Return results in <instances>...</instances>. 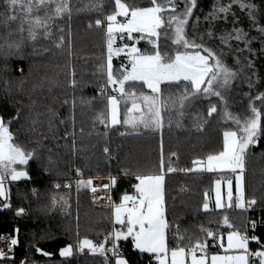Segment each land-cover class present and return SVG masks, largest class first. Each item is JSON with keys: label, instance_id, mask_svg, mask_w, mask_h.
Listing matches in <instances>:
<instances>
[{"label": "trees", "instance_id": "trees-1", "mask_svg": "<svg viewBox=\"0 0 264 264\" xmlns=\"http://www.w3.org/2000/svg\"><path fill=\"white\" fill-rule=\"evenodd\" d=\"M260 1L264 13V0ZM89 2L90 0H70V45L65 44L62 49H56L51 40L40 38L35 43V50L26 40L20 53L9 56L6 60L3 51H0V116L5 122L12 120L10 130L15 134L17 143L28 150L36 148L39 154V159L30 162L28 166L30 179L5 182L9 190L7 203L10 207L5 208L4 198L0 197V223L16 224V238L19 243L13 249L14 259L0 260V264H21L23 260L27 264H105L104 257L99 254L93 255L89 252L81 255L78 245L84 239L101 243L106 235L117 230V225L112 221L108 209L91 205L89 188L77 190L76 181L108 175L115 177L117 184L111 188V192L113 203L118 204L123 194L134 192L133 185L137 183L135 174L160 173L161 158L164 160L166 173L167 218L174 226L179 224L181 234L191 237V241H183L184 245L204 238V233L199 231L200 226L211 229L218 235L225 234L228 231L223 226L225 215L235 229L242 233L250 219L261 221L264 218V138L260 140L258 147L251 149L246 158L244 189L246 199L254 197L258 201L253 209L243 211L235 207L219 210L214 208L213 184L217 179H224L225 175L181 172L183 168H193V161L205 160L209 154H216L223 149V132L231 126V122L225 123L221 115L217 114L208 118L207 101H198L186 108L182 118L175 111L165 113L162 132L143 131L140 135L121 136L120 133L126 131L124 127L117 126L115 129L106 130L103 125H94L97 113L104 110L106 103L104 98L97 95L98 88L103 83L99 67L105 63L106 45L104 28H89L88 25H94L97 18L103 19L104 14L112 12L114 0H102L103 13L77 11ZM124 2L135 7L150 6V0ZM159 2L164 3L166 0ZM229 2L230 0H219L221 5ZM245 2L252 4L254 1ZM216 5L217 0H197V8L193 10V18L188 28L190 38L195 36L198 39L199 35L209 29L210 24L205 21V17ZM183 7V3L178 2L179 10H183ZM231 11L235 13L238 23L233 24L234 18L230 12L227 23L223 19L224 14H220L221 18L213 21L211 27L216 37L222 32L231 31L235 26L242 28L249 38H254L250 45L251 51L238 53L241 66L250 61L253 67H245L232 90L225 93L230 111L244 117L248 114L249 103L245 93L250 91L247 78L251 77L255 84L251 90L253 96L264 92V33L258 31L264 27V18L256 16L254 10L255 20L250 19L248 10H241L235 4ZM6 15L0 0V38L7 36L9 31L15 34L19 28V21L6 24ZM196 17L200 19L199 25H196ZM193 26L196 28L195 32ZM60 27L65 29L63 34L69 39L67 17L57 20L53 25V39H58L61 35L58 31ZM24 35L27 36V33ZM203 42L217 51L223 47L218 38L209 39L205 35ZM123 43L117 40V46H123ZM128 43L131 45L132 41ZM231 43L234 53L237 46L244 48L243 42ZM161 46L162 51L174 54L171 46L164 47L163 37ZM137 47L142 51H150V46L143 41ZM224 50L228 51L227 48ZM226 62L234 68L237 67L232 55L226 57ZM126 63L127 58L123 54L114 57V67L118 68ZM73 71L78 84L76 88L71 86ZM257 78L259 83H255ZM162 87L166 95L177 91L175 88ZM140 90L139 86L135 88L137 92ZM92 97L96 99L92 100ZM213 102H216L215 98ZM18 110L20 118L15 120L13 117ZM123 111L122 106V115ZM198 117L201 122L204 119L209 121L203 131H197L194 127ZM169 119L172 121L171 126L168 125ZM33 120L38 121L34 131ZM106 131L107 135H104ZM73 132L76 140L75 151L72 144ZM66 133L67 139L64 138ZM105 147L110 149L111 159L104 153ZM171 153L177 155L172 156ZM169 165L177 171L167 173ZM77 169L82 172V176L75 177ZM122 170H130L133 175L124 176ZM45 171L47 175H44ZM65 181L71 182L69 188L65 187ZM57 184L60 185L58 189L55 187ZM35 188L39 190L38 193L33 191ZM206 193L209 206L213 209L209 213L202 209ZM53 197L57 200L64 197L68 206L53 207ZM19 209H24V212L17 215ZM248 234H253L250 229ZM254 234L264 240V221L258 224ZM168 242L170 247L176 246L177 241L173 238L172 231L168 234ZM211 244L209 241L208 249H215L216 246ZM69 245L73 247V255L61 257L60 250ZM107 246L111 247V244ZM120 247H124L123 253L129 264H154L147 254L141 256L133 251L130 239L120 241ZM249 247L254 251L258 245L250 242ZM38 248L51 255H41L37 252Z\"/></svg>", "mask_w": 264, "mask_h": 264}, {"label": "snow or ice", "instance_id": "snow-or-ice-1", "mask_svg": "<svg viewBox=\"0 0 264 264\" xmlns=\"http://www.w3.org/2000/svg\"><path fill=\"white\" fill-rule=\"evenodd\" d=\"M178 2L183 3V10H179ZM2 3L7 13L6 24L19 21V28L15 34L9 31L7 36L0 38V51H3L5 60L9 56L18 55L26 40L33 45L34 50L35 43L40 38L51 40L56 49H62L65 44L70 45L72 18L70 0H2ZM233 4L238 5L241 10H248L249 18L255 20L253 11L256 5L246 3L245 0H230L227 5H221L217 0L213 11L205 17V21L210 24L209 29L197 39L195 36L190 38L188 33L193 10L197 8V0H166L164 3L159 0H150V6L144 7L131 6L124 0H114L112 12L104 14L103 19L97 18L94 25L92 23L88 25L89 28L93 26L104 28L106 45L105 63L99 67L103 83L99 86L97 94L104 98L106 103L104 110L97 113L94 125H103L106 130L115 129L117 126L124 127L126 131L121 132V136L140 135L143 131L162 132L165 126V113L170 114L175 111L182 118L186 108L198 101H207L208 118L217 114L221 115L225 123L231 122V126L223 132V149L216 154H209L206 161L195 160L193 162L195 167L182 171L209 173L226 171L236 174L235 198L231 179L227 180L226 201L221 192V181H216L214 208L219 210L235 207L248 211L257 206L258 201L254 197L246 199L244 172L249 152L252 148L258 147L260 140L264 138V123H262L264 92H258L253 96L251 90L255 84L252 78L248 77L250 91L245 93L249 98L248 114L241 117L230 111L225 93L232 90L235 82L244 73L245 67H253L250 61L241 66L238 53L251 51L250 45L254 39L249 38L242 28L235 26L231 31L215 36L211 24L221 18L220 14H224L223 19L227 23L228 14L231 12L234 18L233 24L238 23L235 13L231 11ZM103 7L102 0H90L89 4L77 11L103 13ZM65 17L69 22V39H66L63 34L65 33L63 27L58 28L61 33L58 39H53V25L57 20ZM118 17H123L124 20H118ZM195 20L196 25H199V17ZM193 31H196L195 26ZM258 31L264 33V27L259 28ZM25 32L27 36L24 35ZM205 35L209 39L218 38L223 47L217 51L207 46L203 42ZM162 37L164 47L171 46L174 54L162 51ZM117 40L123 41V46H117ZM128 41H132L131 45ZM141 41L150 46V51H142L137 47ZM232 41L243 42L244 48L237 46L234 53ZM225 48L228 51H225ZM121 54L127 58V63L116 68L113 64L114 57H120ZM229 55L233 56L237 67L234 68L226 62V57ZM21 73H23L22 69ZM72 76L71 86L76 88L78 84L75 71L72 72ZM255 83H259V78ZM137 86L141 89L138 92L135 91ZM162 86L175 88L177 91L166 95ZM214 98L216 102H213ZM91 99L95 100L96 97ZM74 108L75 101H73ZM19 118L18 110L13 119ZM74 122L73 116V124ZM208 122L207 119L201 122V118L198 117L194 127L197 131H203ZM37 123V120L32 121L33 131ZM11 124L12 120L5 122L0 116V197L4 198L5 208L10 207L7 203L9 190L5 182L30 179L28 166L30 162L39 159L36 148L28 150L16 142L15 134L10 130ZM171 124L172 121L169 119L168 125L171 126ZM104 135H107V131ZM64 138H68L67 133ZM72 144L75 151L74 132ZM103 151L111 159L110 149L105 147ZM171 155L177 154L171 153ZM166 171L173 173L177 169L169 165ZM122 173L124 176L133 175L130 170H122ZM77 175L82 176L79 169H77ZM165 175L163 158L160 161L159 174H135L137 183L133 185L134 194L125 193L118 204L109 205L113 210L115 224L120 228L106 235L99 244L88 239L80 241L78 251L83 252L87 248L93 255L99 254L104 257L105 264H129V260L120 249V241L130 239L133 251L141 256L147 254L154 264H264V240L254 234L258 224L264 221V218L261 221L250 219L242 233L235 229L229 217L225 215L223 226L228 229L226 244L223 234L218 235L213 230L200 226L199 231L204 233V238L184 245L183 241L186 239L191 241V237L181 234L179 224L174 226L167 218ZM116 184L117 179L112 177L109 183L103 185V189H111ZM55 187L58 189L60 185L57 184ZM76 187L78 191L81 188H90L94 197L98 191L97 187L93 186L92 179H78ZM207 195L206 193L202 204L205 213L213 211L209 206ZM52 204L53 207L68 206L64 197H60L59 200L53 197ZM23 212L24 209H19L17 215ZM249 229L252 235L248 234ZM170 231L173 232V238L177 241L175 247L169 246ZM16 232L18 233V229ZM209 241L213 246H218L222 254H212L209 258ZM250 242L258 245L256 250L250 249ZM18 243V238L11 237L8 252L13 251ZM109 243L111 247L107 246ZM37 252L44 256L51 255L39 248ZM72 255L71 245L60 250L61 257ZM12 259L14 257L0 249V260ZM21 264H27V261L23 260Z\"/></svg>", "mask_w": 264, "mask_h": 264}, {"label": "built area", "instance_id": "built-area-1", "mask_svg": "<svg viewBox=\"0 0 264 264\" xmlns=\"http://www.w3.org/2000/svg\"><path fill=\"white\" fill-rule=\"evenodd\" d=\"M123 21V20H121ZM99 91V88H98ZM111 94V93H109ZM194 162V161H193ZM192 167H195L194 163H192ZM186 169V168H183ZM181 172H186V171H182ZM75 177H79L77 175V170L75 171ZM44 175H47V171L44 172ZM112 178L111 175L105 176V177H93L91 178L93 180V186L97 187L98 191L95 194V197L93 195V193L91 192V189L89 188V200L92 206L94 207H98V208H102V209H108L110 212H112V208L109 207L110 204L115 205L113 203L112 199V192L111 189H103V185L107 184L110 182V179ZM64 185H70L71 186V182L70 181H65ZM69 188V187H68ZM35 193H38V189L35 188L33 190ZM211 246H213L211 244ZM8 247H9V243L8 242H0V249L4 250L9 256L13 255V251L8 252ZM121 251L123 252L124 247H120ZM81 255H86L89 253L88 249L85 248V250L83 252H79Z\"/></svg>", "mask_w": 264, "mask_h": 264}, {"label": "rangeland", "instance_id": "rangeland-1", "mask_svg": "<svg viewBox=\"0 0 264 264\" xmlns=\"http://www.w3.org/2000/svg\"><path fill=\"white\" fill-rule=\"evenodd\" d=\"M252 1H254L252 4L256 5V8H257V9H255L256 16H259V18H261V19L264 18L263 7L261 6L262 5L261 1L260 0H252ZM120 18H123V17H118V20ZM205 161H206V159H205ZM214 173H218V174L225 175V178L224 179L223 178L222 179H217V180H220L221 181V192H222V195L225 198V201H226V194H227V180L228 179H231L232 180L233 196L235 198V186H236L235 175L236 174H233V173H230V172H226V171L225 172H214ZM217 180H215V182L213 184V188H212V204H213V206L215 205V185H216V181ZM132 194H134V192ZM110 215H111V217L113 219L112 221L115 223L113 211L110 212ZM119 228H120V226L117 225V229H119ZM226 233L223 234L224 235V242H225V244H226ZM0 236H13V227L6 226L4 228H1L0 229ZM9 239L10 238H8V240ZM208 252H209V258H210V256L212 254H222V250L218 246H216V248L213 249V250L208 249Z\"/></svg>", "mask_w": 264, "mask_h": 264}, {"label": "crops", "instance_id": "crops-1", "mask_svg": "<svg viewBox=\"0 0 264 264\" xmlns=\"http://www.w3.org/2000/svg\"><path fill=\"white\" fill-rule=\"evenodd\" d=\"M119 20H124V18H120ZM153 175H155V174H153ZM6 226L13 227V236H0V242H5L6 241V242L9 243L8 238L16 237V229L17 228H16V224H14V223H0V227L1 228H4Z\"/></svg>", "mask_w": 264, "mask_h": 264}]
</instances>
